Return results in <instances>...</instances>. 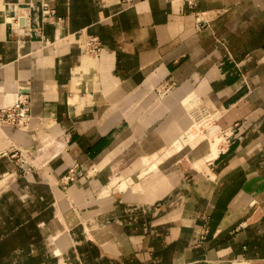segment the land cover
<instances>
[{
	"label": "crops",
	"instance_id": "obj_1",
	"mask_svg": "<svg viewBox=\"0 0 264 264\" xmlns=\"http://www.w3.org/2000/svg\"><path fill=\"white\" fill-rule=\"evenodd\" d=\"M46 1L61 21L0 0V107L32 100L28 130L0 127V264H264V0ZM203 105L212 160L109 184L165 157ZM25 147L48 152L28 172L10 156ZM74 162L85 174L63 188Z\"/></svg>",
	"mask_w": 264,
	"mask_h": 264
},
{
	"label": "built area",
	"instance_id": "obj_2",
	"mask_svg": "<svg viewBox=\"0 0 264 264\" xmlns=\"http://www.w3.org/2000/svg\"><path fill=\"white\" fill-rule=\"evenodd\" d=\"M123 4L130 6L134 3L135 0H120ZM34 6L37 10H40L42 13L46 14L45 16L51 20V22H59L60 18L53 20L54 9L51 6V3L46 0H38V4L33 3L29 4ZM18 19L15 18V21ZM102 43L98 36L92 34H86L83 43V52L85 55L98 58L101 55ZM175 80L167 78L162 80L156 87V94L159 96L167 95L172 91L176 86ZM32 100L30 95L27 92L17 91L13 101L6 105L0 107V127H11L20 130H28L31 125L32 119ZM202 112L204 109H201ZM208 112V111H206ZM215 119V118H214ZM222 133V131H220ZM225 135L226 137L230 136ZM43 147H32V148H15L10 152V156L16 160L18 167L24 172H28L37 167V164L41 161L40 150ZM93 173V169L87 172V175ZM85 174L79 167L78 162H74L72 166L60 176L57 180V183L65 188L70 184L74 183L80 176Z\"/></svg>",
	"mask_w": 264,
	"mask_h": 264
},
{
	"label": "rangeland",
	"instance_id": "obj_3",
	"mask_svg": "<svg viewBox=\"0 0 264 264\" xmlns=\"http://www.w3.org/2000/svg\"><path fill=\"white\" fill-rule=\"evenodd\" d=\"M195 108H196V106H194L193 109H190V112H193V117L195 116V118L193 120L196 121L197 123H199V125L198 126L193 125L195 127V128L193 127L194 129L191 126V129H192L191 131L194 134H198V136H195L191 143L192 144L197 143L199 141V139L201 141L202 135H200V134H202L204 132L209 133V136L211 138L222 135V133L220 131L216 132L217 130L214 128V126H217L215 124L216 120L214 119L212 114H210L211 113L210 110H208V108L205 105H203L204 111L202 113H200L198 111L200 114H195V112H196L194 110ZM206 111H208V112H206ZM172 144H170V147L173 150V146H171ZM207 146H208L207 142L204 141V142H201L199 144V146L189 150L187 153L183 152L182 149L180 151H178V150L174 151L173 150L172 153L170 154V156H166V157H163L164 151L160 152L157 155V159H159V157H161V160H159V162L157 164V168H155V170H153V171L152 170L150 171V169H153L152 167H150V169L146 168L145 163H147L148 161H147V159L145 160V158H141L140 157L141 154H140L139 156H137L135 158V160L132 163V166H133L134 162H136L135 163L136 166L130 167L127 171H125L123 173L124 174L123 176H119L118 173L115 176L114 175L111 176L109 184L113 187L120 189V190H126V191L129 190V191H134V192L138 191L139 192V190H142L143 189L142 187H145V185L147 184L146 181L148 180V178H153L154 176H156L157 178H162V176L166 175V171L169 167L162 164V162H164V160H166V159L174 160L175 159V162H178V160H182V164H184V165L193 164L194 166L198 167V164L195 162L194 159L198 156L203 155L207 151ZM170 147H166V148L170 149ZM47 153L48 152L46 150H40L41 161L45 158ZM170 169L174 170V167H170ZM131 173H136V175H133ZM124 179H127V181L125 180L123 183ZM134 186L135 187L140 186V187L137 189L136 188L134 189Z\"/></svg>",
	"mask_w": 264,
	"mask_h": 264
},
{
	"label": "bare ground",
	"instance_id": "obj_4",
	"mask_svg": "<svg viewBox=\"0 0 264 264\" xmlns=\"http://www.w3.org/2000/svg\"><path fill=\"white\" fill-rule=\"evenodd\" d=\"M90 58H92V57H90ZM96 59V58H95ZM15 97V96H14ZM14 99V98H13ZM13 101V100H12ZM196 113V112H195ZM191 116V115H190ZM192 117V116H191ZM189 119V118H188ZM194 118H192V121H188V124H187V128H186V133L185 134H183V135H181L180 137H178V138H176L177 140H176V143L174 144V146H173V150L175 151V150H178V151H180L181 149L183 150V152H188L189 150H191L192 148H195V147H197V146H199V144L201 143V142H207V144H208V146H207V151L203 154V155H201V156H198V157H196L194 160H195V162L198 164V167L199 168H201V167H203L205 164H206V162L208 161V160H212L217 154H218V148H219V145H220V142H221V137L220 136H217V137H214V138H211L210 136H209V133H207V132H204V133H202V134H200V135H202V137H201V141H200V139H199V141L197 142V143H191L192 142V140H193V138L195 137V136H198V134H194V133H192V129H191V126H192V128L194 127L193 125H196V126H198L199 125V123H197L196 121H194L193 120ZM195 128V127H194ZM193 128V129H194ZM196 130V129H195ZM198 130V129H197ZM197 133V132H196ZM215 136V135H214ZM172 149H170V150H168V151H166L165 152V157L166 156H169L171 153H172V151H173ZM149 154V153H148ZM141 157L142 158H145V160L146 159H148V158H155V161H153V162H147V163H145L147 166H146V168H149L150 169V167H152L153 169H155V168H157V160H159L161 157H159V159H157V154H155L154 156H151V157H149V156H147V154L146 153H143V154H141ZM148 161V160H147ZM153 163V164H152ZM148 164L150 165L149 167H148ZM153 169H150V170H153ZM131 174H133V175H136V173H131ZM132 176V175H131ZM135 177V176H134ZM138 179V178H137ZM126 181H127V179H125ZM124 180V181H125ZM139 180V179H138ZM124 181H123V183H124ZM134 182V181H133Z\"/></svg>",
	"mask_w": 264,
	"mask_h": 264
}]
</instances>
